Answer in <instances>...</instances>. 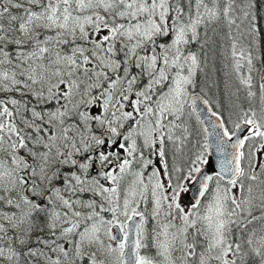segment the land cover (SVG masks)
Instances as JSON below:
<instances>
[{
  "label": "snow or ice",
  "instance_id": "1",
  "mask_svg": "<svg viewBox=\"0 0 264 264\" xmlns=\"http://www.w3.org/2000/svg\"><path fill=\"white\" fill-rule=\"evenodd\" d=\"M0 264H264V0H0Z\"/></svg>",
  "mask_w": 264,
  "mask_h": 264
},
{
  "label": "trees",
  "instance_id": "2",
  "mask_svg": "<svg viewBox=\"0 0 264 264\" xmlns=\"http://www.w3.org/2000/svg\"><path fill=\"white\" fill-rule=\"evenodd\" d=\"M215 63H216V68L218 69V71L212 74V79L218 81L219 87L208 90L207 95H206V98L212 102H215L217 99L222 98L223 91H224V83L227 79L225 74L228 71V69L224 67V62L221 57H217ZM223 102L227 103L226 99H223ZM214 110H215V106H214ZM193 119L195 120V117H193ZM197 126L199 127L198 124Z\"/></svg>",
  "mask_w": 264,
  "mask_h": 264
},
{
  "label": "water",
  "instance_id": "3",
  "mask_svg": "<svg viewBox=\"0 0 264 264\" xmlns=\"http://www.w3.org/2000/svg\"><path fill=\"white\" fill-rule=\"evenodd\" d=\"M206 98V97H205ZM201 107H206V106H203V105H201ZM208 114H207V112H204L203 113V117H206Z\"/></svg>",
  "mask_w": 264,
  "mask_h": 264
},
{
  "label": "rangeland",
  "instance_id": "4",
  "mask_svg": "<svg viewBox=\"0 0 264 264\" xmlns=\"http://www.w3.org/2000/svg\"><path fill=\"white\" fill-rule=\"evenodd\" d=\"M192 122L195 126H197L196 121L194 119L192 120Z\"/></svg>",
  "mask_w": 264,
  "mask_h": 264
},
{
  "label": "flooded vegetation",
  "instance_id": "5",
  "mask_svg": "<svg viewBox=\"0 0 264 264\" xmlns=\"http://www.w3.org/2000/svg\"><path fill=\"white\" fill-rule=\"evenodd\" d=\"M197 124V123H196ZM198 127V126H197Z\"/></svg>",
  "mask_w": 264,
  "mask_h": 264
}]
</instances>
